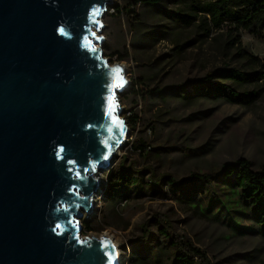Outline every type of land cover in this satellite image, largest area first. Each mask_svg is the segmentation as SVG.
<instances>
[{
    "label": "water",
    "instance_id": "95a60500",
    "mask_svg": "<svg viewBox=\"0 0 264 264\" xmlns=\"http://www.w3.org/2000/svg\"><path fill=\"white\" fill-rule=\"evenodd\" d=\"M112 3L0 0V264H120L111 238L82 237L79 211L130 132L127 70L97 35Z\"/></svg>",
    "mask_w": 264,
    "mask_h": 264
},
{
    "label": "rangeland",
    "instance_id": "374dc122",
    "mask_svg": "<svg viewBox=\"0 0 264 264\" xmlns=\"http://www.w3.org/2000/svg\"><path fill=\"white\" fill-rule=\"evenodd\" d=\"M112 1L101 20L105 26L97 35L105 39L104 57L127 70L131 84L120 94V101L123 117H132L133 131L128 125L124 148L112 165L100 172L101 186L94 194L92 213L79 210L82 237L112 238L121 253L120 264H131L132 247L139 244L144 228L153 236L151 245L159 239L157 217L170 224L183 240L206 252L212 264H264V234L249 219L235 224L224 218L217 222L190 204L179 202L178 195L165 187L160 195L166 197L157 196L155 191L138 199L129 197V201L110 199L107 177L122 161L133 177L149 167L178 181L240 158L249 160L255 170L264 166V83L214 78V83L230 85L244 95L237 103L200 98L190 87L225 67L254 71V65L231 44L234 33L225 28L207 36L195 26L183 25L177 14L188 13L189 0H164L155 8L139 6L137 19L127 16L133 0ZM240 38L243 49L264 63V38L247 31L241 32ZM143 81L146 84L137 86ZM185 85L187 93L179 92L185 98L171 96L173 89ZM151 89H165L170 98L164 102L141 96ZM252 93L255 98L245 97ZM138 140L140 144L146 141L141 154L133 150ZM141 178L147 182L149 174ZM196 196L199 198V193ZM87 222L91 228L86 227Z\"/></svg>",
    "mask_w": 264,
    "mask_h": 264
},
{
    "label": "trees",
    "instance_id": "16d2710c",
    "mask_svg": "<svg viewBox=\"0 0 264 264\" xmlns=\"http://www.w3.org/2000/svg\"><path fill=\"white\" fill-rule=\"evenodd\" d=\"M164 0H133L128 18L137 19L136 8L142 5L145 8L159 7ZM189 10L185 15L177 14L183 25L195 26L205 35L210 36L214 31L225 28L232 33L231 44L242 51V55L254 65V71L243 72L232 68L218 69L207 75L197 83H192L200 98L214 99L237 103L244 100V95L234 90L230 85L214 83V78L224 79L231 83H264V63L247 53L243 47L240 33L247 31L256 38H264V0H189ZM146 84L141 82L137 86ZM187 85L173 89L171 96H178L179 92H186ZM137 92V91H136ZM141 96L150 99L168 101L170 94L162 90H149ZM255 94L245 95L249 99ZM132 127V117L127 118ZM136 123L134 124V126ZM140 140L133 145L135 153L141 154L146 144ZM210 150V149H208ZM208 152V151H206ZM145 155V154H143ZM132 170L122 161L118 168L107 177L108 195L110 199L116 197L118 201H129L155 191L157 196L166 197L162 193L165 187L182 203L190 204L191 208L199 211L205 217L220 222L224 218L229 224L241 223L245 219L251 220L264 234V166L261 170L253 169L252 163L240 158L235 162H226L217 170L211 172H194L189 177L178 181L170 174H158L152 168L138 171L137 177L132 176ZM149 174V180L144 182L141 176ZM199 193V198L196 194ZM158 227V240L152 244V234L144 228L140 242L132 247L131 264H212L207 253L194 247L190 241L183 240L173 230V227L163 219L155 218ZM85 226V225H84ZM87 228H91L86 223Z\"/></svg>",
    "mask_w": 264,
    "mask_h": 264
},
{
    "label": "snow or ice",
    "instance_id": "6c2138e0",
    "mask_svg": "<svg viewBox=\"0 0 264 264\" xmlns=\"http://www.w3.org/2000/svg\"><path fill=\"white\" fill-rule=\"evenodd\" d=\"M61 31L63 32V29H61ZM114 72L116 73V76L119 77L120 70L119 69H114ZM122 84H123V79H122V77H119V83H115L114 87L122 86ZM109 102H110V111H112V106L114 104V98L110 97L109 98Z\"/></svg>",
    "mask_w": 264,
    "mask_h": 264
},
{
    "label": "bare ground",
    "instance_id": "6f19581e",
    "mask_svg": "<svg viewBox=\"0 0 264 264\" xmlns=\"http://www.w3.org/2000/svg\"><path fill=\"white\" fill-rule=\"evenodd\" d=\"M127 139V138H126ZM125 139V140H126ZM126 142V141H125ZM125 142H124V145H125ZM124 145H122V147H124ZM121 151V150H120ZM101 174V173H100ZM97 203H98V201H97ZM110 238V237H109ZM112 239V238H111ZM114 242V241H113ZM116 245V244H115ZM116 247H118L117 245H116ZM118 256H119V259L121 258V253H120V250H119V248H118Z\"/></svg>",
    "mask_w": 264,
    "mask_h": 264
},
{
    "label": "clouds",
    "instance_id": "9594fccd",
    "mask_svg": "<svg viewBox=\"0 0 264 264\" xmlns=\"http://www.w3.org/2000/svg\"><path fill=\"white\" fill-rule=\"evenodd\" d=\"M59 31L62 33L61 29Z\"/></svg>",
    "mask_w": 264,
    "mask_h": 264
},
{
    "label": "flooded vegetation",
    "instance_id": "af4514ba",
    "mask_svg": "<svg viewBox=\"0 0 264 264\" xmlns=\"http://www.w3.org/2000/svg\"><path fill=\"white\" fill-rule=\"evenodd\" d=\"M125 141H126V140H125ZM125 141H124V142H125ZM123 145H124V143H123Z\"/></svg>",
    "mask_w": 264,
    "mask_h": 264
},
{
    "label": "built area",
    "instance_id": "2783aa9c",
    "mask_svg": "<svg viewBox=\"0 0 264 264\" xmlns=\"http://www.w3.org/2000/svg\"><path fill=\"white\" fill-rule=\"evenodd\" d=\"M126 203V202H125Z\"/></svg>",
    "mask_w": 264,
    "mask_h": 264
}]
</instances>
